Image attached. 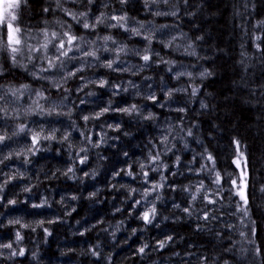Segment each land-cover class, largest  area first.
Returning <instances> with one entry per match:
<instances>
[{
  "label": "trees",
  "instance_id": "trees-1",
  "mask_svg": "<svg viewBox=\"0 0 264 264\" xmlns=\"http://www.w3.org/2000/svg\"><path fill=\"white\" fill-rule=\"evenodd\" d=\"M97 1L88 4L87 0H60L58 7L57 0H28L26 7L17 10L14 23L25 30L29 46L40 47L45 42V30L82 37L89 34L88 29L63 9L76 14L93 12ZM110 3L113 9L105 13L124 12L129 18L180 33L193 53L178 60L197 67L201 73L175 79L168 64L164 68L150 64L128 77L103 69L101 78L116 83L147 79L154 80L157 88H179L167 97L157 91L159 99L178 103L179 110L166 111L146 95H112L99 86L88 85L99 90L107 105L115 108L98 116L99 113H90L84 102L86 94L95 93L85 88L76 93L72 81L53 88L45 79L33 75L37 64L46 63V51L29 53L25 49L17 55L16 66L8 53H0L3 89H19L17 94H23L31 88L48 101L70 100L71 115L85 130L99 128L107 120L115 122L112 129H105V143H84L88 148L83 163H76L75 171L69 174L61 173V169L74 154L79 143L77 134L66 141L57 133L55 139H41L34 146L27 160L29 173L16 179L19 182L35 178L22 193L26 201L20 195L5 201L0 191V239L11 244L17 253L11 259L0 255V264H155L158 259L165 260L164 264H264V0H168L157 5L175 13L167 17L152 13V1ZM100 31L107 36L112 32L104 27ZM112 35L121 40L130 34L117 28ZM129 42L146 46L149 51L158 50L167 58V51L158 43L135 38ZM85 71L78 76L83 78V73L91 72ZM38 102L27 115L12 120L14 125L26 121L34 124L32 117L44 123L61 121L62 115L55 111L46 114L48 111ZM132 105L159 115V125L163 119L174 122L170 150H162L154 118L120 111ZM83 112L88 120L79 119ZM238 152L243 153L241 170L247 172L248 217L242 212L237 214L239 201L232 192L231 181L240 179V169L234 163ZM157 154L159 159L153 161ZM209 154L215 161L214 168L207 159ZM154 162L161 163L157 172L150 169ZM145 172L148 178L158 175L162 187L151 189L144 179ZM216 172L222 177L219 185L213 182ZM197 179L208 180L222 203L210 206L206 225L184 213L192 200L193 183L199 184ZM10 188L5 189L7 197L11 195ZM225 197L229 198L227 203ZM153 206L156 217L145 223L142 214ZM229 208L234 215L227 213ZM5 215L16 221L1 225ZM222 215L221 222L212 219ZM17 232L22 236L19 241ZM241 232L245 235L241 236ZM160 241H166L163 248ZM141 247H145L143 253L138 251ZM21 249L23 256L18 254ZM241 249L245 251L242 253Z\"/></svg>",
  "mask_w": 264,
  "mask_h": 264
},
{
  "label": "rangeland",
  "instance_id": "rangeland-1",
  "mask_svg": "<svg viewBox=\"0 0 264 264\" xmlns=\"http://www.w3.org/2000/svg\"><path fill=\"white\" fill-rule=\"evenodd\" d=\"M110 1L112 0H98L95 3V8L92 9L93 12H87V17H80L81 21L86 19L89 24L94 23L95 18L101 17L102 14V18L104 20L102 24H97L94 30L88 29L89 34L82 36L83 40L78 39L75 42L80 46V51L69 52L68 57H73L72 59H69L68 57H60V60H56L55 58L59 55V52L56 50V48L52 47V44H49L48 49L45 53L47 61L46 63L41 61L43 64L36 65V70L33 72L35 73V77L45 79L53 88H60L72 81V85H76V93L82 90V88H85L86 91H90V93H95L86 94L84 96V102L87 107H89L90 113L93 114L100 113L105 108L109 109L108 113L113 112L115 109L112 106L107 105L106 98L103 97L102 93H99V90L88 88V85L101 87V81H106L104 86L101 88L112 95L133 94L155 97V99L153 100L155 104L160 108H163L166 111L179 110L178 103H175L171 100H161L157 97L158 90L161 91V95L163 97H167L172 91H180L179 88L173 89L168 85L157 88V83L154 80L152 81L147 79L135 83H133L131 80L116 83L113 80L101 78L103 69L105 71L109 70L117 74L124 73L126 77H128V75H131L134 71H141L150 64L155 66L161 65L163 68L165 64L170 65L172 77H174L175 79L186 76L187 74L197 75L201 73L200 71H196L197 67L195 69L191 68L190 66H188V64L181 63L178 60V58L180 57H189L191 56V52L193 53V51H191L192 46H188V43L183 41L184 37H182L180 33L175 32L174 30L169 29L168 27L163 25L154 26L142 20L129 18L124 12L121 13L116 11L113 13H105L106 11H108V9L111 8ZM116 1L121 2V0ZM145 1L153 2V8L151 9L153 14H157L161 17L169 16L168 14H170L171 12L170 9L161 7L157 8V5L166 4L163 2V0ZM112 9H110V11H112ZM170 15H172V13ZM112 16H125L127 19L119 22L123 24V27H112V25L118 24L116 20L111 19ZM101 27H104L112 32L113 29L117 28L125 29L126 32L130 35H126L127 38L124 37V39L119 40L117 37H115V35H112L111 32L110 36H113V38L111 40L105 41L103 37L107 35L101 33ZM47 32L49 33V39H51V33L54 31L47 30ZM116 32H118V30ZM134 38L137 40H144L146 42L152 41L160 44L162 48L167 51V58L158 50L149 51L146 46L144 47L138 43L129 42ZM178 39H180V43L176 44V41ZM113 41H115V43ZM55 43H57L58 46V42ZM120 49H124V51H121ZM84 51H95L96 57L84 56ZM146 54L150 56V60L148 62H145L142 59V57ZM48 58H51L57 66L51 71L41 72V68H47ZM109 61H113V67L111 69L104 66ZM61 62H63L62 67L60 66ZM77 69L82 70L77 71ZM85 70H90L91 72L83 73L84 77L80 78L78 74L84 72ZM97 70L99 71V73L97 72ZM69 72H75L76 74L74 76L68 77ZM66 77L67 79H65ZM124 79L125 78H123V80ZM160 84H163V82H160ZM6 93L9 92L5 89H0V95L5 96L4 100H0V109H6V111L0 112V136L6 137L3 142H0V191L4 193V198H6L5 201H7V199L11 200L13 195H20V198H24V201H26V198L23 197L22 193L26 190V187H29L31 184H33V180L35 178L33 177L32 181L25 180L19 182H17L16 179L26 177L27 173H29L30 171V169L28 168L27 160L30 157V152L36 145L32 143V134L34 132L43 129L42 135H50L52 132H54L55 135L59 133L63 138L67 137V139H65L66 141L73 139L75 134L78 135L77 141L79 143L75 145L74 154L71 155L69 163L63 166L61 169V173L69 174L70 172L68 170L71 168L72 171H75L76 163H79L86 155L88 147H84V143L89 142L93 146L96 144L105 143L107 140V133L105 129L108 128L109 130L115 126V122L107 120L104 122V124H101V127L99 128H92L90 131L85 130V128L77 124V119L72 117L71 114L73 110V104L70 100L62 99L60 101H48L44 96H42V98L41 96L37 95V92L32 90L31 88L27 89L23 94H16V96H11L10 94ZM103 101L106 105L102 104ZM37 102L45 110H53L62 115L61 121L57 124L54 122L44 123L43 121L38 122L37 118L32 117L31 122H33L34 124H29L27 121L22 123L23 125H26L25 132H19L20 126L14 125L12 120L27 115L32 105H38ZM135 112L140 116L141 114H145V117H149L151 115V119L154 118L157 124L158 120L161 119L159 115L153 116V114H149V111L146 112V109L140 110L136 107ZM152 112L154 113V111ZM104 113L105 112H103L102 115H104ZM79 119L85 120L84 112L79 115ZM174 125V122L169 119H163L162 123L160 125L158 124L161 141L160 146L162 150L168 151L171 148L170 145L172 144L173 137L175 136ZM28 129H31V131H28ZM165 137L167 138L166 140ZM240 153L241 152L237 153V157L235 159L240 160V179L236 181V185H234L232 191L235 200L239 201V203H237L236 205L243 204V201L240 200V197L235 194L239 186L241 185L242 180L241 162L243 157L240 156ZM160 168L161 163L154 162L151 165L150 169H156L155 171L157 172ZM144 179L147 180V183H149V185H151V189H157L153 188V185H159L158 175L155 176V178H148L145 176ZM244 179L246 180V177H244ZM195 181H199V184L193 183V187L191 188V196L195 194L197 195V199L195 201L190 200V206L186 207L190 209L191 214L185 211L184 213H186L185 216H191L199 223L206 225L207 221L204 220L203 217L208 214L210 206H215V204H217L218 206L222 203L221 201L217 200L216 193L213 192V190H211V186L208 185V180L197 179ZM201 183H203L204 187L200 189L199 193H197L196 190L200 188ZM7 187H11V195L9 197H7V193L5 191ZM218 195L220 197V193ZM208 200H214L216 201V203H209ZM228 201L229 198L225 197L224 203H227ZM30 204H33V202H30ZM197 207H199V209ZM228 212L230 213L229 215H234L231 208L227 210V213ZM238 213L239 212L237 211V214ZM223 217L224 216L222 215L221 218H216L215 220L221 222L223 221ZM15 221L16 220L13 219L10 215L1 217V225H9L11 223H14ZM7 244V242H3L0 239V255L6 257L7 259H11L14 256L12 255V252H16V250H14L13 247L7 248L2 246ZM165 262V260L158 259L155 264H164Z\"/></svg>",
  "mask_w": 264,
  "mask_h": 264
},
{
  "label": "snow or ice",
  "instance_id": "snow-or-ice-1",
  "mask_svg": "<svg viewBox=\"0 0 264 264\" xmlns=\"http://www.w3.org/2000/svg\"><path fill=\"white\" fill-rule=\"evenodd\" d=\"M94 2V0H87L88 4H92ZM121 2H124V0H121ZM164 3H167L168 0H163ZM28 5V0H0V53H8V58L11 60L13 66H16L18 64L17 61V55L20 54L23 50L27 49V51L29 53L32 52H41V51H47L49 44H52L53 48H56V50L59 52V55L56 56V60H60V57H68L69 52H78L80 51V46L77 45L75 42L80 39L83 40V37H77L73 34H71L70 32H64L62 34L57 33V32H52L51 33V39H49V33L45 30L43 35H44V43L40 45V47H34V46H29L27 45L26 39H25V30L22 29L21 27H19L18 25H16L14 22L17 21L18 16H17V10L20 9L22 6L26 7ZM57 6H60V0H57ZM65 11V13L67 15L72 16V18L74 20L77 21V23H82V27L84 29H95L97 24H102L104 22L102 16L101 17H96L94 23L89 24L87 22V20H83L81 21L79 19V17H87L88 13L87 12H81L79 14L76 13H72L69 12L67 9H63ZM44 11L47 12L49 11L48 8H44ZM159 14V13H158ZM164 14H168V13H164ZM173 15H175V13H172ZM111 19L116 20L118 22L117 25H112V27H123V24L119 23L120 21H124L127 18L125 16H112ZM69 27H71L69 25ZM135 31V30H133ZM139 34V33H137ZM66 38V39H64ZM103 39L105 41L111 40L112 37L111 36H105L103 37ZM147 39V38H146ZM257 39H260V37H257ZM58 42V46L57 43ZM115 43V41H113ZM257 49H259V44L256 45ZM121 51H124V49H120ZM84 56H90V57H96V52L95 51H84ZM69 59H72L73 57H68ZM37 59H39V57H37ZM142 59L145 62H148L150 60V56L149 55H144L142 57ZM56 64L55 62L51 59L48 58V66L47 68H41L40 71L41 72H46V71H51L54 68H56ZM61 67L63 66V62H61ZM107 68H112L113 67V61H109L106 65H104ZM82 69H77V71H81ZM76 73L75 72H69L68 73V77L74 76ZM0 75H3V69L2 67H0ZM33 75H35V73H33ZM203 75V74H201ZM67 79V77L65 78ZM106 83V81H101L100 82V86L103 87L104 84ZM22 88H27V85H22ZM0 89H3V85H0ZM19 91V89L16 90H9V93L6 94H10L11 96H16L17 92ZM196 90H193V94H195ZM37 95L42 97L41 93H37ZM169 95H171V93H169ZM5 96L4 95H0V100H4ZM43 98V97H42ZM151 99H155V97H150ZM109 109L105 108L103 109V112H107ZM6 111V109H0V112ZM41 111H43V108L41 107ZM53 110H49L48 115L52 114ZM120 111L125 112V113H129L131 114L132 112L136 111V105H132L130 108H123L120 109ZM103 113H99L97 114L102 115ZM148 119H151V115L149 117H146ZM85 120H88L89 117L85 116L84 117ZM26 129V125L21 124L19 127V132H25ZM28 131H31V129H28ZM43 133V129H40L37 132H34L32 134V143L35 145L37 143H39V141L41 139L44 140H49V139H55V133L52 132L50 135H42ZM15 134V133H14ZM189 135H191V132L189 131ZM6 139V137L4 136H0V142H3ZM65 139H67V137H65ZM167 138L165 137V140ZM236 146H237V150H239V142L236 141ZM240 156L243 157V153H240ZM153 161L159 159V154H157V156L152 157ZM207 159L209 161L212 162L213 168L215 166V161L213 159V157L209 154L207 156ZM81 163H83V160H81ZM234 163H236L237 167H240V160L237 159L236 161H234ZM141 167L143 168V165H141ZM245 167H246V162H245ZM153 171H155L156 169H152ZM69 172L72 171V169L70 168L68 170ZM129 175H131V173H129ZM145 176L148 175L147 172L144 173ZM242 176V180H241V185L239 186L237 192L235 193L236 195H238L240 197V200L243 201V204L237 205V211L238 212H242L244 217H248L249 216V210L247 208V205L249 203L248 201V197L246 195L245 189L247 188V183L246 180L244 179V177L247 176V172L244 171L241 173ZM163 179V177H162ZM222 177L220 175L219 172H216V176H215V183L217 185H219L221 183ZM147 182V181H146ZM231 183L233 185H236V180H232ZM162 187V185H153V188H159ZM204 187L203 183H201L200 188L197 189V193H199L200 189H202ZM261 191L264 192V188H261ZM145 195H148V193H145ZM191 199L193 201H195L197 199V195H192ZM209 203H216V201L214 200H208ZM9 203H15V201H9ZM136 203H140L139 201H137ZM42 205H34V207H41ZM178 207V205H177ZM185 212H189V214H191L190 209L189 208H185L184 209ZM156 207L153 206L152 208L148 209L147 211H145L142 214V219L145 221V223H151L152 220L155 219L156 217ZM204 220H208V216L207 214L203 217ZM213 220L216 219V217H212ZM17 223H19V221H17ZM43 223V222H41ZM254 223V222H253ZM22 227H27V225H21ZM45 231H47V229H45ZM254 233V229L252 230ZM245 234L243 232H241V236H244ZM22 239V236L20 235L19 232H17L16 234V240L19 241ZM171 237H168V240H171ZM250 243H252V241H249ZM166 244V241H160V247L163 248ZM3 247H7V248H11L12 245L11 244H7V245H2ZM145 247H147V245H145ZM145 247H141L138 251L140 253H143L145 250ZM228 251H231V249H228ZM245 251V249H241V252L243 253ZM259 248L256 249V252L259 253ZM20 256H23L25 254L24 250L21 249L18 253ZM12 255H17V253L15 251L12 252Z\"/></svg>",
  "mask_w": 264,
  "mask_h": 264
},
{
  "label": "bare ground",
  "instance_id": "bare-ground-1",
  "mask_svg": "<svg viewBox=\"0 0 264 264\" xmlns=\"http://www.w3.org/2000/svg\"><path fill=\"white\" fill-rule=\"evenodd\" d=\"M96 224V223H95ZM164 237V236H163ZM122 257V256H121ZM163 260V259H162ZM108 262V261H107Z\"/></svg>",
  "mask_w": 264,
  "mask_h": 264
}]
</instances>
